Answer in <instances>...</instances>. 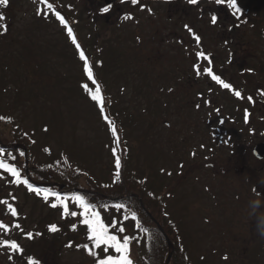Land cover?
<instances>
[{
    "label": "rangeland",
    "instance_id": "rangeland-1",
    "mask_svg": "<svg viewBox=\"0 0 264 264\" xmlns=\"http://www.w3.org/2000/svg\"><path fill=\"white\" fill-rule=\"evenodd\" d=\"M186 1L183 0V4ZM49 2L59 11H65V15L75 16L76 35L83 45H88V40L92 39L91 28L96 26L99 40L118 36L127 45V51L130 47L136 49L139 63L124 68L130 70L133 85L125 90L124 80L117 76L113 93L123 113L135 118L128 141L130 159L136 164L129 167L143 172L144 177L155 184L154 191L165 197V211L179 227L176 230L182 246L195 264H264V156L263 160H257L251 149L257 143H264H261L264 141V97L261 94L264 92V0L249 1L259 6L258 19H262L259 34L243 26L251 21L249 15L234 16L226 4L217 5L214 0H198V5L191 6L192 13L182 4L177 7L175 1L171 10L164 9L152 16L155 23L153 20L149 23L150 15L139 10L135 12L138 19L132 15L125 20V9L121 6L119 9L118 5L103 13L102 9L109 7L106 0H60L62 5L58 0ZM69 2L73 7H66ZM240 3L241 0L238 4L247 13L249 8ZM38 9L45 15H38ZM0 11L6 16L5 20H0V25H8L7 34L0 35V114L10 115L33 134L34 150L41 159L73 150L77 154L74 160L79 166L77 171L90 167L96 173L107 172L113 166V159L100 111L85 100L67 98L72 92L66 90L71 85L66 80L81 75L82 70L69 62L64 64L66 59L59 55L60 51L71 55L77 51L72 38L67 37L66 27L49 15L46 8L31 0H9L8 7ZM227 13L239 29L233 34L240 41L233 45L220 37L221 18ZM213 14L218 17L216 25L211 24ZM98 15L102 20L112 15L111 21H114L110 23L111 17H107V24L95 22L91 27ZM179 17L195 32L203 33L205 39L199 45L195 40L191 45L184 37L183 41L172 38L176 32L186 33L185 24L176 25ZM194 48L195 53L200 49L213 56L214 72L240 91L242 98L235 97L230 90L231 94L225 93L222 97L219 88L227 89L207 75H197L194 68L191 71L186 67L188 54ZM251 53L256 55V60L246 58ZM237 65L240 68L234 72L232 66ZM96 70L100 74V70ZM166 71L170 77L156 76L158 72L168 74ZM163 82L169 84L172 91L162 90ZM151 83L157 90L147 100L152 99L160 107L148 102L142 104L143 95L153 89ZM172 92L178 97L177 105L167 106L158 99H165ZM186 92L189 95L184 98ZM247 97H252V101ZM191 98L194 101L188 103ZM251 110L247 122L250 125H246L242 116ZM45 128L48 131H44ZM2 136L13 139V133L5 125H0ZM7 148L14 147L8 145ZM10 181L0 171V184H4V191L9 193L2 200L7 199L19 215L12 217L7 206L0 204V220L9 225L20 223L23 232L13 228L0 238L16 240L24 252L9 260V251L0 249V264H28L29 257L38 259L39 264H94L83 248L60 249L47 243L39 244L40 235L26 238L23 233H41L49 220L51 224L63 226L68 218H64L62 208L55 214L49 212L53 209L51 203H56L54 200L27 196L21 188L11 186ZM69 208L79 211L75 206L69 205ZM119 212L109 210L104 221L109 223L111 216L118 226L123 224L127 232L132 221L118 219L114 213ZM169 243L172 245L171 241ZM130 258H137V248L132 244Z\"/></svg>",
    "mask_w": 264,
    "mask_h": 264
},
{
    "label": "trees",
    "instance_id": "trees-1",
    "mask_svg": "<svg viewBox=\"0 0 264 264\" xmlns=\"http://www.w3.org/2000/svg\"><path fill=\"white\" fill-rule=\"evenodd\" d=\"M241 1L244 2L245 0ZM247 1L253 2V0H246V2ZM59 3L60 0H58V4ZM66 7L71 8L73 7V4L69 2ZM64 13L61 12V15L65 17L68 24L67 26L73 30V35L76 37L77 42L81 45V48L94 66L93 70L97 82L102 89V94L106 103L105 113L115 122L118 129V135L121 140L119 146H117L110 128L103 119L102 114L98 111L102 116L101 121L103 123V131L108 135L109 142L107 145L110 146L109 154L113 159V166L109 167L107 172L103 170L96 173L91 170L90 167L86 170L82 169L77 171L79 166L74 162L77 154L73 150L71 152H63V154H59V156L55 155L41 159L37 151L34 150L35 143H33V141L36 139L33 137V134L26 131L22 125L17 124L15 120H12L10 115L6 114H0V116L6 117L5 120H0V125H5L7 128H10V131L13 133V139H8L3 136L0 137V147L5 148L8 153L16 156V160L12 161L7 154H5L3 158L10 163H15L21 171V176H26L35 188L49 189L50 192L60 193L61 196L67 197H71L74 194L83 195L86 200L97 206V210L101 212V215L105 220L109 214V210H119V213H114L116 217L118 216V219L125 220L124 217L127 216L128 219L132 221L129 228L130 230L119 235H131L134 237L131 244L137 248V258H132L133 264H195L187 253L188 250L186 251L182 246V240L179 237V232L176 230L179 227L175 225L172 217L165 211V197L160 192L161 195L154 191L155 184L153 185L147 177H144L143 172L129 167V164H136L130 159V146L128 141L130 127L135 123V118L129 113H123L120 106H118L119 102L114 98L113 93L114 83L117 81V76L122 77L124 80L125 86L123 88L125 90L130 89L133 85L130 70L124 68H130L128 66L135 62L139 63L137 52H135L136 49L129 48L127 51V47L124 45L122 39L119 40L117 37L109 40H106L105 38L99 40L97 37V28L93 23L100 22L104 25L109 22H107V19L102 20L99 15L91 24V27H95L91 28L92 39L88 40V45H86V47L79 41L76 35L75 29L78 22L75 16L74 18L71 16L74 19L73 20L68 14H66L69 18L68 20ZM55 20L57 19L55 18ZM248 22L250 23L251 21L248 20ZM65 29L67 30V28ZM256 29L258 30V28ZM67 37L69 38L70 36L67 35ZM112 43H116L118 46L114 47L112 46ZM131 50L134 51L131 52ZM59 55L66 59L64 64L69 62L76 67H81L82 70L81 75L66 80L71 84L66 87V90L72 92L71 96L67 98L76 97L77 99L85 100L90 103L89 105L96 107L98 110V105L90 100L88 93L82 88V85L85 83H88L90 87L94 86L87 80L83 72V61H81L78 52H73L71 55L67 53V51H60ZM97 68L100 70V74H97ZM117 73H120L121 76L117 75ZM110 75L113 78V81H109L111 78ZM163 75L170 77V74ZM156 76L158 77L160 75L156 73ZM164 82L160 87L163 86L164 91L169 90L170 85ZM151 85L153 86V89L149 90V94H144L145 96L143 95L142 104L147 105L148 102L156 107L159 104L152 99H150V101L147 100V98H152L153 93L157 90L152 83ZM137 94L139 96L141 95L139 93ZM158 99L167 104V106H171L172 103L177 105L178 103V97L174 92L169 93L165 99L161 97ZM8 145L13 146L14 148L9 149L7 148ZM113 148L116 149L121 157V168L119 170L121 175L118 180L115 178L117 169L115 168V158L112 153ZM21 152L24 153L23 156L20 155ZM0 171L4 177L8 176L11 179V186L21 188L27 196L34 195L38 199L43 197V193H41L39 197L34 192L29 191L27 186L22 183L19 185L13 183L12 180L14 178H12L10 174L5 173L2 170ZM83 181H85L87 185H84ZM0 187V199L2 200V197L9 193L4 191V189H6L4 184H0ZM49 199L54 200L59 205L58 198L51 197L50 195ZM117 204L124 205L123 209L117 208ZM69 205L70 207L75 206V208L78 209L72 201H69ZM59 208L62 207L58 206L57 208L51 209L49 212L52 214L58 213ZM1 214H3V212H1ZM133 214H135L136 220L131 218ZM73 219L72 217H68L67 221L64 220L63 226L61 224H55L59 228L55 233L49 231V226L53 225L51 224V220H49V224L45 225L46 227L41 231L38 243H47L50 247L54 245L60 249L68 247L67 245L69 243H72V246H75V249H77V244L83 245L89 243L87 241L86 226L80 223L82 218L80 219L78 216ZM75 220L77 222H75ZM112 220H114V218L110 216L109 222ZM73 224L76 226L75 231L72 230ZM137 225H139V227H137ZM169 241H171L172 245H170ZM82 248L83 247H80L78 249L81 250ZM169 255L170 261L167 262Z\"/></svg>",
    "mask_w": 264,
    "mask_h": 264
},
{
    "label": "snow or ice",
    "instance_id": "snow-or-ice-1",
    "mask_svg": "<svg viewBox=\"0 0 264 264\" xmlns=\"http://www.w3.org/2000/svg\"><path fill=\"white\" fill-rule=\"evenodd\" d=\"M42 3L46 5V8L48 10V14L55 17L61 24H63L67 28L68 35L72 38V42L75 45L78 55L83 61V72L87 78L88 81L91 82V84L94 87H90L88 83H85L82 85V88L85 92L88 93L89 98L91 101L95 102L98 105V110L103 116V119L105 120L106 124L109 126L110 131L113 135V138L119 146L121 144L120 137L118 135V129L115 124V122L110 119L107 114L105 113L106 103L104 96L102 94V89L97 82L95 73H94V66L90 62L89 58L86 56L85 52L81 48V45L77 42L76 37L73 35V30L67 26V22L65 20V17L61 15V12L58 11L52 3L49 2V0H41ZM128 3L132 5H136L138 3V0H127ZM215 4L217 5H224L226 4L227 7L231 10H233L234 16H239L241 14V8L238 4V0H214ZM188 3L190 5H198V0H188ZM9 5V0H0V8H6ZM103 13H108L110 11L109 7H104L102 9ZM38 15L44 16L45 13L42 10L37 11ZM132 18L131 16L126 15L124 17L125 20ZM6 16L2 11H0V20H5ZM218 21L217 15L213 14L211 16V24L216 25ZM185 28L189 31V33L192 34L194 37V40L197 44H200L201 37L196 34L191 27L188 25H185ZM8 31V25H0V35L7 34ZM198 59L206 63L207 67H202L201 64H194V69L197 72V75H207L210 77V79L214 82H216L221 88L230 90L234 93L235 97L242 98V93L238 90H234L231 83L226 82L221 75H218L214 72L212 65L213 58L209 56L207 53L197 51L196 54ZM169 91H172L169 89ZM247 99L251 102L252 97H247ZM199 107V105H197ZM6 117L0 116V120H5ZM248 119V113L245 112V120L247 122ZM44 131H48L47 128L43 129ZM35 143V141H33ZM113 156L115 158V168L117 169L115 173V178L118 180L121 173V157L117 153L116 149H112ZM7 154L10 156L12 161L16 160V156L12 155L11 153H8L7 150L3 147H0V170H2L5 173L10 174L12 178L13 183L16 184H24L27 186L29 191L34 192L37 196L41 195L43 193V198L45 201H48L51 197H56L59 199V205L57 203H51L52 208L62 207L63 209V216L64 218L68 217H81L80 223L86 226V232H87V241L89 243H85L83 245L77 244L76 247L80 248L83 247L85 250V253L89 256H91L94 260V264H133L132 259L130 258V251H131V243L134 239L131 235H119L122 233H125L126 229L125 227L120 224L118 226V222L113 220L109 223H105L104 218L101 215V212L97 210V206L93 203H90L88 200L85 199L83 195L74 194L71 197L67 196H61L60 193L56 192H50L49 189H39L35 188L27 179V177L21 176L20 169L16 166L15 163H10L6 161L3 157ZM21 156L24 155L23 152L20 153ZM195 153H193V156ZM170 175V173H169ZM15 199V197H13ZM69 201H72L79 209V211L71 210L69 208ZM0 204H4L7 206V212L10 213L12 217H18L19 213L17 209L9 203L7 199L0 200ZM117 208L123 209L124 205L117 204ZM133 220H136L135 214L131 217ZM125 220L128 219L127 216L124 217ZM139 227V225H137ZM15 228L21 232H23V229L21 227L20 223H13L12 225L4 223L2 220H0V237L7 236L11 230ZM59 230L58 226L53 224L49 226V231L55 233ZM73 231L76 230L75 224H73ZM26 238L33 239L34 235H41V233H32V232H25L23 233ZM68 247H72V243H69L67 245ZM0 249H7L9 251V260L13 258V255H19L23 254L24 249L21 247V245L16 241L12 239H4L0 238ZM112 254H109V253ZM226 259V257H225ZM28 264H39V260L29 257L28 258Z\"/></svg>",
    "mask_w": 264,
    "mask_h": 264
},
{
    "label": "flooded vegetation",
    "instance_id": "flooded-vegetation-1",
    "mask_svg": "<svg viewBox=\"0 0 264 264\" xmlns=\"http://www.w3.org/2000/svg\"><path fill=\"white\" fill-rule=\"evenodd\" d=\"M176 1V5H177V7H178V5H180V4H182L183 6H184V9H186V10H188V8H189V10H191L189 13H192V8L193 7H191L192 5H190L187 1L185 2V4H183V0H138V3L136 4V5H132V4H130V3H128L127 2V0H125L124 2H122V3H120L119 1H117V0H109L108 2L109 3H107V0H106V4H107V6H110V8H113V9H115V6H117L118 5V8L120 9V6L121 7H123L124 9H125V12H123V14H124V16H126V15H128V16H134V17H136L137 18V16H136V13L135 12H137V10H139L140 12L141 11H145V13H148L149 15H150V19H148V22L150 23L151 22V20H153V22L155 23L156 21H155V19H152L156 14H158V13H160L162 10H171V7H173L175 4H174V2ZM238 1H240V0H238ZM31 2L32 3H35L37 6H42V7H44V8H46V5L44 4V3H42L41 2V0H31ZM120 3V4H119ZM240 5L241 6H245V7H248L249 8V10H247V13L246 12H244L245 10H244V8H242L241 9V14H239V18H241V17H244V16H247V15H249L250 17H251V22L249 23L248 21H246V24H243V26L244 27H249V28H251L252 30H253V33L255 32V33H257V34H259L260 33V31L262 30V28H261V24H262V19H258V16L260 15V12L258 11L259 9H258V5L257 4H252L251 2H248V3H245V2H243V1H241V3H240ZM218 7V6H217ZM175 8V7H174ZM182 8V7H181ZM47 9V8H46ZM203 12V11H202ZM115 13V12H114ZM113 16H114V14H112ZM112 15H108L107 17L108 18H110L109 20H110V23L111 22H113L114 20H112L111 21V19H112ZM229 15V13H227L225 16L224 15H222V18H221V20H223V22H222V25H221V27H222V31L220 32V37L223 39V41L225 42H229V43H232V45H233V43H237V42H239L240 40H236L235 39V36H234V32L236 31V30H239L238 28H237V26L236 25H234V20H232V17H230V15ZM153 16V17H152ZM107 17H106V19H107ZM225 17H228V19L227 18H225ZM138 19V18H137ZM140 21H142V19H140ZM176 25L177 24H179L180 26H182L183 24H185V25H188L187 23H186V21H185V19L183 18V17H179V18H177L176 19ZM248 24V25H247ZM184 26V25H183ZM189 26V25H188ZM190 27V26H189ZM232 28V31H229V28ZM184 28V27H183ZM256 28H258V31H257V29ZM185 29V31H186V33L185 34H181V33H179V32H176V34L175 35H173L172 36V38L174 37V38H176V39H178V40H180V41H183V37L185 38V40H190V42H191V45H193V42H194V37L192 36V34L191 33H189V31L186 29V28H184ZM192 29H194V28H192ZM194 31V30H193ZM195 32V31H194ZM196 34H198L200 37H201V41L202 40H204L205 39V37H204V35H203V33L202 32H195ZM110 36H112V34H110ZM109 36V37H110ZM115 37H118V36H115ZM114 36H112V37H110V39H113V38H115ZM107 38V37H106ZM112 41H115V40H112ZM200 41V42H201ZM237 41V42H236ZM126 47H127V45L126 44H124ZM199 45V44H198ZM112 46H118V44H116V43H112ZM187 46V45H186ZM190 46V45H189ZM189 46H187V47H189ZM239 46H241V44H239ZM242 47V46H241ZM130 48H132V47H130ZM199 48V47H198ZM244 49V48H243ZM195 48L194 49H192L191 51H190V53L188 54L189 56L187 57V60H186V62H187V68L189 69V70H193V68H194V64H201V63H204L203 61H201L200 59H198L197 58V56L195 55L196 53H195ZM197 51H200V49H198ZM196 51V52H197ZM201 51H203V50H201ZM258 57V56H257ZM212 58H213V56H212ZM246 58H250V59H255L256 60V55H254V53H251L250 55H246ZM213 61H215L214 60V58H213ZM213 61H212V66L214 67V63H213ZM196 62V63H195ZM233 68H234V72H236L235 70L236 69H239L240 68V66L239 65H237V66H232ZM215 68V67H214ZM160 71L162 70L161 69V67H160V69H159ZM186 71H188V70H186ZM181 72H183V70L182 71H180L179 73H181ZM164 74V72H158L157 74H159V75H161V74ZM166 73H168L169 74V72L168 71H166ZM171 73H172V71H171ZM173 74V73H172ZM163 90V89H162ZM202 92H204L203 90H202ZM201 91L199 92L201 95H203V93H202ZM219 92H220V94H221V96L223 97V94H225V93H227L228 95L229 94H231V92L228 90V91H223L222 89H220L219 88ZM190 94H193L192 93V91H190L189 92ZM189 93L188 92H186V97L185 98H187L188 96L187 95H189ZM262 94V96L264 97V92H262L261 93ZM196 98H200L199 100H202L203 99V97H196ZM193 98H191L189 101H188V103H192V101H194V100H192ZM195 104V103H194ZM191 110H193V109H191ZM252 110L249 112V114H248V119H249V117H250V115L252 114ZM202 118H206V116H201ZM212 117H213V115H212ZM236 118H237V116H236ZM248 119H247V122H248ZM242 120L246 123V125H250L249 123H247L246 122V120H245V116H242ZM219 128V127H218ZM250 128L251 129H254V128H252L251 126H250ZM212 131H214L213 129H211V132ZM255 130H253V132H254ZM249 133H252V131L250 130L249 131ZM217 135H218V132L216 133ZM237 134V133H236ZM219 136V135H218ZM233 136V135H232ZM205 138H207V141H209V142H211L210 141V138L207 136H205ZM218 140H220V138L218 139ZM221 141H223V140H221ZM262 142H264V141H261V143ZM212 144V143H211ZM210 144V145H211ZM258 144V143H257ZM257 144H255L251 149H252V155H253V157L254 158H256L257 160H263L262 158H259L255 153H254V150H255V147L257 146ZM211 148H214L212 145H211Z\"/></svg>",
    "mask_w": 264,
    "mask_h": 264
},
{
    "label": "water",
    "instance_id": "water-1",
    "mask_svg": "<svg viewBox=\"0 0 264 264\" xmlns=\"http://www.w3.org/2000/svg\"><path fill=\"white\" fill-rule=\"evenodd\" d=\"M109 0H107V3ZM254 153L259 157L262 158L264 156V143L263 144H259L255 147Z\"/></svg>",
    "mask_w": 264,
    "mask_h": 264
}]
</instances>
